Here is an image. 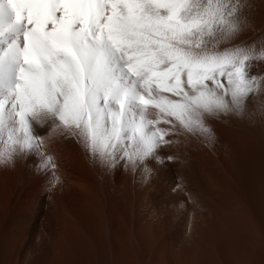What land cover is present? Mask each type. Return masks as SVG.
Listing matches in <instances>:
<instances>
[{
    "label": "snow or ice",
    "instance_id": "obj_1",
    "mask_svg": "<svg viewBox=\"0 0 264 264\" xmlns=\"http://www.w3.org/2000/svg\"><path fill=\"white\" fill-rule=\"evenodd\" d=\"M241 0H0V156L38 152L34 125L78 137L89 152L133 165L168 129L210 136L206 117L242 110L264 90V48L225 44ZM43 156V153H40ZM41 168L55 169L51 156ZM58 180V178H57Z\"/></svg>",
    "mask_w": 264,
    "mask_h": 264
},
{
    "label": "bare ground",
    "instance_id": "obj_2",
    "mask_svg": "<svg viewBox=\"0 0 264 264\" xmlns=\"http://www.w3.org/2000/svg\"><path fill=\"white\" fill-rule=\"evenodd\" d=\"M241 2V31L224 46L259 52L264 0ZM250 73L264 76V59ZM205 123L214 139L162 124L180 184L143 185V216L130 215L128 187L115 196L96 179L77 137L57 132L41 152L17 153L0 168V264H264V90ZM44 156L55 169L40 167Z\"/></svg>",
    "mask_w": 264,
    "mask_h": 264
},
{
    "label": "rangeland",
    "instance_id": "obj_3",
    "mask_svg": "<svg viewBox=\"0 0 264 264\" xmlns=\"http://www.w3.org/2000/svg\"><path fill=\"white\" fill-rule=\"evenodd\" d=\"M149 115L151 119L159 121V123L156 125L157 127L164 128V125L162 124H167V127L169 128L170 125L168 123H164V120L166 118H164L162 116V113H160L158 110L150 108ZM178 127L179 126H177V128L175 127L176 130L178 129ZM174 132L171 131V133ZM35 134L40 135L43 138V140L44 139L46 140L55 133L50 135V130H49L48 132H42V133L35 132ZM45 140L41 148L39 149L40 152L42 148L45 147ZM79 142L82 152L84 154L83 159L93 168L94 175L98 181L106 180L107 185L113 190V194L115 196L118 195L117 190L119 186L128 187L127 200L131 205L130 215H133V213H135L139 216H143L145 213L144 207L140 203L141 187L143 185H152V186L163 185V178H164L163 176L166 175L174 178L176 183L180 184V178H179L180 170L178 169L180 167L179 163L175 157L174 158L170 157L171 151L168 145H166V143H162V145L158 148V150L151 157L146 159L143 163H137L133 165L132 163H129L124 160H119V158H117L118 162L113 167L111 165V162L109 161H106V164L102 166L100 163V157L98 155H94L91 152H89V150L82 141L79 140ZM160 151H162L161 156L164 158L163 172H159V170H161L162 168L159 161L160 159L159 155L161 153ZM51 169L52 168H50V170Z\"/></svg>",
    "mask_w": 264,
    "mask_h": 264
},
{
    "label": "clouds",
    "instance_id": "obj_4",
    "mask_svg": "<svg viewBox=\"0 0 264 264\" xmlns=\"http://www.w3.org/2000/svg\"><path fill=\"white\" fill-rule=\"evenodd\" d=\"M209 128V132H210V136H208L209 139H214V133L212 132L211 128L209 126H207ZM0 147H3V145H0ZM15 156L16 154H13L11 156H0V168L3 167H13L15 165ZM100 163L101 165H105L106 164V160L103 158H100Z\"/></svg>",
    "mask_w": 264,
    "mask_h": 264
}]
</instances>
